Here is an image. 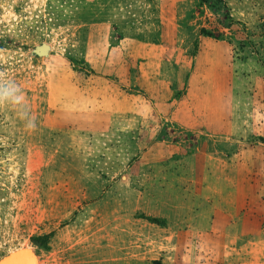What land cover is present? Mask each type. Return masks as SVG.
Wrapping results in <instances>:
<instances>
[{"label": "rangeland", "instance_id": "obj_1", "mask_svg": "<svg viewBox=\"0 0 264 264\" xmlns=\"http://www.w3.org/2000/svg\"><path fill=\"white\" fill-rule=\"evenodd\" d=\"M5 80L0 256L264 264V0H0Z\"/></svg>", "mask_w": 264, "mask_h": 264}, {"label": "water", "instance_id": "obj_2", "mask_svg": "<svg viewBox=\"0 0 264 264\" xmlns=\"http://www.w3.org/2000/svg\"><path fill=\"white\" fill-rule=\"evenodd\" d=\"M45 46L39 49H45ZM0 264H40L38 252L34 247L21 246L0 256Z\"/></svg>", "mask_w": 264, "mask_h": 264}, {"label": "clouds", "instance_id": "obj_3", "mask_svg": "<svg viewBox=\"0 0 264 264\" xmlns=\"http://www.w3.org/2000/svg\"><path fill=\"white\" fill-rule=\"evenodd\" d=\"M23 101V95L19 86L11 80H5L0 83V102L9 104H21ZM26 116V114H24ZM30 126L34 127V123L29 121Z\"/></svg>", "mask_w": 264, "mask_h": 264}, {"label": "trees", "instance_id": "obj_4", "mask_svg": "<svg viewBox=\"0 0 264 264\" xmlns=\"http://www.w3.org/2000/svg\"><path fill=\"white\" fill-rule=\"evenodd\" d=\"M49 238H50V233L49 234H40L37 236H33L31 238V241L36 244L37 246L47 249L48 244H49Z\"/></svg>", "mask_w": 264, "mask_h": 264}]
</instances>
